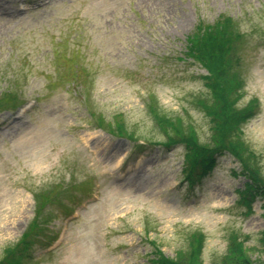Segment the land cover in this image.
Listing matches in <instances>:
<instances>
[{
  "label": "rangeland",
  "instance_id": "374dc122",
  "mask_svg": "<svg viewBox=\"0 0 264 264\" xmlns=\"http://www.w3.org/2000/svg\"><path fill=\"white\" fill-rule=\"evenodd\" d=\"M227 17L242 35L235 108L256 100L241 137L264 179V0H0V95L20 100L0 109V260L36 220L20 264H154L198 233L192 263L264 264V196L240 198L235 157L189 184L183 147L159 145L162 117L211 141L186 38ZM40 193L58 199L39 208Z\"/></svg>",
  "mask_w": 264,
  "mask_h": 264
},
{
  "label": "trees",
  "instance_id": "16d2710c",
  "mask_svg": "<svg viewBox=\"0 0 264 264\" xmlns=\"http://www.w3.org/2000/svg\"><path fill=\"white\" fill-rule=\"evenodd\" d=\"M186 41L185 55L197 61L206 71L201 78L210 92L211 103L208 100H201L200 104L210 116L213 124L211 141L207 144L198 143L194 128H185L179 121L174 122L162 117L158 120L159 129L163 135V140L159 141V145L170 147L178 144L183 147L181 171L189 184L199 179L214 166L215 156L227 152L235 157L240 167V173L245 178L243 189L238 192L243 202L256 195L264 196V179L258 176L259 169L256 166L248 164L249 156L251 157L252 153L241 137V125L248 121L254 113L256 100L246 108L238 110L235 108L237 96L243 87L240 74L234 66L239 60L236 55L237 45L242 41V35L236 23L228 17L218 20L212 25L199 22L196 31L187 36ZM18 99V93L14 89L5 88L0 95V109L5 108L4 105L6 107L17 105L20 102ZM92 113L94 114L93 111ZM93 114L92 117L99 120ZM101 128L110 131L108 128L102 126ZM117 133L127 136L126 132L117 131ZM37 196L35 195L37 203L40 204L39 208L58 199V196L50 197L43 193H40L39 197ZM37 211L39 212V210ZM37 218L39 219L38 216ZM38 228V222L34 220L32 226L23 234L17 244L13 248L6 249L4 259L0 260V264H20L23 253L29 250L36 240L34 235H38L36 232ZM262 235L260 239L264 245V230ZM203 238L204 236L199 233L193 236L191 251L188 254L180 252L175 258L157 254L154 264H200L199 262L192 263L189 259L195 258L200 261ZM230 242L229 253L237 252L236 248L242 247L243 244L242 241L236 239H232ZM228 259L224 258L221 264H226ZM235 264L242 263L236 262ZM243 264L250 263L244 261Z\"/></svg>",
  "mask_w": 264,
  "mask_h": 264
}]
</instances>
